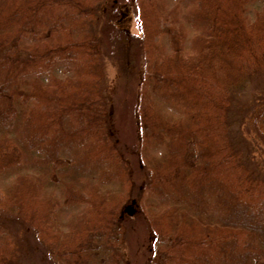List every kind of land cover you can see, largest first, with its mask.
<instances>
[{
    "label": "trees",
    "instance_id": "trees-1",
    "mask_svg": "<svg viewBox=\"0 0 264 264\" xmlns=\"http://www.w3.org/2000/svg\"><path fill=\"white\" fill-rule=\"evenodd\" d=\"M133 4L137 34L101 31L114 0H0V264H27L13 214L53 264H126L128 201L154 234L148 264H264V167L236 128L264 142L263 93L248 91L264 79V0ZM131 50L136 190L103 85L104 58L123 73Z\"/></svg>",
    "mask_w": 264,
    "mask_h": 264
},
{
    "label": "rangeland",
    "instance_id": "rangeland-1",
    "mask_svg": "<svg viewBox=\"0 0 264 264\" xmlns=\"http://www.w3.org/2000/svg\"><path fill=\"white\" fill-rule=\"evenodd\" d=\"M117 7H119L118 12L111 11L110 7H104L101 11L98 26H101V31L105 33L113 32L115 29L119 28L130 34L138 33V26L135 18V9L134 4L132 5V0H114ZM259 3L254 2L248 6V12L252 15L255 10L258 8ZM57 11L60 10V6L57 5ZM97 26V27H98ZM108 41H104L103 49L107 50ZM131 60L125 61L123 65L129 63L128 66H123V73H121L120 68L113 65L109 58H104V93L109 97V124L111 128V133L113 134L117 144L120 147L122 155L127 164L130 176L134 185V189L138 186H142L146 181L147 172L140 163L139 157L137 155V147L139 144L138 136V122L135 112L136 105V79L134 71L140 69L142 65L141 62H135V51L131 50ZM134 62V63H133ZM135 66L136 68H131ZM132 73H131V71ZM250 88L248 91L252 94L257 92V94L263 93L264 97V79L261 77H256L250 83ZM253 96V95H252ZM240 129V134H243L245 139L251 138L254 141H258V151L255 150L252 155H258L261 159L258 161L264 167V142H262L257 133L250 128L251 131H248V127L244 124L236 127ZM238 132V133H239ZM240 137L239 134H237ZM237 142V141H236ZM244 142V141H243ZM242 148L244 144H241ZM127 207L129 210H125L123 214V224H124V233L122 236L121 244L118 247V251L123 256L126 264H148L151 256V243L153 240V233L151 232L146 219L140 214H137L138 207L134 204L127 202ZM152 202H143L145 205H150ZM81 208V209H80ZM84 207L80 206L76 210H82ZM75 210V209H73ZM77 212V211H75ZM74 211L69 212H58V217L60 221H64L72 216ZM12 217H17L15 214ZM167 216L165 215V218ZM8 218V217H6ZM1 219L6 221V229L12 238H15L19 241V245L24 248L22 261L27 264H53L48 254L41 255L38 254V248H34L32 243L34 239L26 235V225L18 224L15 218ZM52 220V219H51ZM161 220V219H160ZM32 235V234H31ZM41 251L47 253V250L43 248V245L39 244ZM33 247V249L31 248ZM46 251V252H45ZM48 260V261H47Z\"/></svg>",
    "mask_w": 264,
    "mask_h": 264
}]
</instances>
